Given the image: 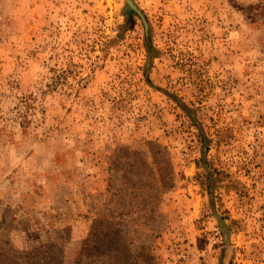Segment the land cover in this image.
<instances>
[{"label": "rangeland", "instance_id": "374dc122", "mask_svg": "<svg viewBox=\"0 0 264 264\" xmlns=\"http://www.w3.org/2000/svg\"><path fill=\"white\" fill-rule=\"evenodd\" d=\"M133 2L0 0V248L264 264V0Z\"/></svg>", "mask_w": 264, "mask_h": 264}, {"label": "trees", "instance_id": "16d2710c", "mask_svg": "<svg viewBox=\"0 0 264 264\" xmlns=\"http://www.w3.org/2000/svg\"><path fill=\"white\" fill-rule=\"evenodd\" d=\"M23 122L24 123L25 122H29L27 117H26L25 121H23ZM94 248L95 249H99L101 251L104 249L103 246L98 247V248L94 247ZM114 250L116 252V253H114L115 263L117 264V263H119V262H121L123 260V256L125 255L126 252L125 251H120L117 246L114 247ZM16 252L17 251H14L12 248H8V250L5 247L0 248V264H18L16 261H14V259L16 257H18ZM129 252H130V254L133 255V253L131 251H129ZM10 253H12V256H10Z\"/></svg>", "mask_w": 264, "mask_h": 264}, {"label": "water", "instance_id": "95a60500", "mask_svg": "<svg viewBox=\"0 0 264 264\" xmlns=\"http://www.w3.org/2000/svg\"><path fill=\"white\" fill-rule=\"evenodd\" d=\"M127 7L125 10V13L127 15V17L130 19L131 18V13L133 11H136L142 18L144 25H145V29H146V33L148 35V31H149V25L148 22L144 16V14L142 13V11L137 7V5L133 2V0H127Z\"/></svg>", "mask_w": 264, "mask_h": 264}]
</instances>
